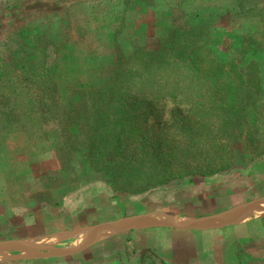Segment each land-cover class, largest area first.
Instances as JSON below:
<instances>
[{"label": "rangeland", "instance_id": "obj_1", "mask_svg": "<svg viewBox=\"0 0 264 264\" xmlns=\"http://www.w3.org/2000/svg\"><path fill=\"white\" fill-rule=\"evenodd\" d=\"M126 1L0 0V74L6 78L10 75L11 80L14 81L13 84L3 85V89L0 88V109L4 111L3 113L0 111V141L12 134L24 132L30 137L29 140H32L30 142L35 143L37 153L50 150L57 155L61 167L66 169L64 172L67 176L64 182L73 180V168L83 175L82 170L85 169L86 162L89 163L86 144L81 135L73 132L77 127L72 126V120H69V115L66 113L71 109L74 110L75 104L72 105L74 99L80 98L88 90L104 85L113 62L126 61L136 53L152 52L159 44L164 54L158 56L156 62L158 65L153 66V69L147 70L146 73L152 74L153 77V73L159 72L164 78L162 81L165 86L180 88L185 93H194L190 97H195L199 94L213 93L214 81L209 80L204 84L207 88L202 84L204 78L215 77L211 75L214 74L211 69L213 62L217 61L221 64L222 70L230 79H237L236 67L233 71H230V67L239 63L240 69L249 71L251 68L248 62L249 54L257 55L259 52V43H262L263 28L261 27L264 25V0H151L146 3L139 0ZM157 4L161 8L154 15ZM206 9H210L215 14L217 22L216 20L210 22L205 18V14L200 20L194 17V14H203ZM178 28L182 29L179 31L181 37H185V30L199 32L197 44L204 49L194 51L196 49L191 46V41L182 40L174 45V55L167 53L171 44L165 42L173 39V33ZM28 49L36 56V62L32 66L26 64L28 62L24 60L27 51L30 52ZM169 58H176L175 66L167 63ZM12 68L17 71L15 75L11 74ZM33 68L39 72L46 68L49 73L53 71V80L57 89L54 91L50 89L48 82L45 86L47 91L37 88L39 84L44 87V83L32 81ZM7 71L11 73L5 75ZM253 73L255 71L251 74ZM123 91L133 96L131 91ZM37 92L38 96L35 98ZM41 94H43L42 100L47 103L45 117H53L56 113L60 115V120L47 119L43 125L34 126L18 124L22 107L30 98L41 99ZM141 98L142 96L137 97L138 100ZM126 99L130 98L126 96ZM9 109L15 111L14 117H11L12 112H9ZM133 114L135 112L131 108L128 116L137 118ZM182 115H185V112ZM254 117L255 115L247 113L245 122L237 130L239 138L232 149L231 167L238 162L244 166L252 158L264 155V133H261L260 137L257 132L255 134V130L259 127L257 122L252 128ZM13 121L16 123L13 124ZM126 123L119 145L120 151L124 149L129 155V151L138 152L143 137L151 135L156 130L153 129V121L144 125L139 119L135 123L132 121ZM262 124L264 126V121ZM21 141L18 139L15 142L19 144ZM105 146L108 148L107 143ZM110 146H112L111 151H116L115 145ZM195 154L197 156L195 158L218 155L217 152L202 149L196 150ZM183 162L184 167L196 165L190 159ZM198 163L202 161H197V167L201 165ZM100 164L104 168L105 164L102 162ZM90 175L110 181L104 170H91ZM198 178L200 177L195 176L189 179ZM120 179L116 189L120 192L118 198L110 199L111 207L109 206L110 209L105 211L104 216L112 218L113 212L118 209L128 211L135 204L143 203L147 197V193L141 196L140 193H134L133 186L125 184L124 178L120 177ZM58 182L59 177L54 173L47 181L52 186ZM161 187L165 188L166 185ZM123 213L125 216V212ZM176 234L179 238L199 239V235L194 233ZM138 240V237L126 239V236L121 238L117 236L112 241L99 244L92 252H84L81 256L63 261L53 259L48 262L49 264H159V261L148 254L140 257L143 247L147 246L139 244ZM70 243L71 241H68L62 247H69ZM58 247L60 246L56 248ZM25 259H28V256H25Z\"/></svg>", "mask_w": 264, "mask_h": 264}, {"label": "crops", "instance_id": "obj_2", "mask_svg": "<svg viewBox=\"0 0 264 264\" xmlns=\"http://www.w3.org/2000/svg\"><path fill=\"white\" fill-rule=\"evenodd\" d=\"M160 8L158 5L153 14ZM204 14L210 22H217L210 9L194 17L200 20ZM261 28L259 52L249 54L248 61L257 69L254 74L258 72L261 85L260 103L246 110L259 116L257 121L256 118L252 121L255 125L257 122L263 125L264 121V25ZM22 133L0 141V242H26L39 254L21 249L9 251L0 255V264L63 261L92 252L99 244L117 236L138 237V243L147 246L143 247L140 257L148 254L159 264H264V155L254 156L244 166L238 162L223 172L192 180H173L165 184L170 185L167 188L159 186L140 193V196L147 193L143 203L135 204L128 211L118 209L110 218L104 213L111 207L110 199H117L120 192L109 180L92 177L90 173L94 169L86 162L83 175L73 168V180L64 182L66 169L61 167L57 155L50 150L37 153L35 143ZM18 139L22 140L20 145L15 142ZM52 173L59 177L54 186L47 183ZM145 215L184 229L159 227L149 220L138 223L132 220ZM210 217L217 218L205 221ZM111 222H120L123 230L96 229ZM176 233H194L199 239L179 238ZM96 236L99 241L75 255L44 256L48 249L62 254L87 244ZM68 241H71L67 244L69 247H62ZM57 246L60 247L57 249Z\"/></svg>", "mask_w": 264, "mask_h": 264}, {"label": "trees", "instance_id": "obj_3", "mask_svg": "<svg viewBox=\"0 0 264 264\" xmlns=\"http://www.w3.org/2000/svg\"><path fill=\"white\" fill-rule=\"evenodd\" d=\"M139 1L146 3L151 0ZM126 2L125 4H128ZM181 30L178 28L173 33V39L165 42L171 44L167 53L174 55V45L182 40L191 41V46L196 49L194 51L204 49L197 44L199 32L185 30V37H181L179 35ZM163 54L158 44L152 52L136 53L126 61L113 62L104 85L88 90L80 98L74 99L72 102V105L75 104L74 110L71 109L66 113L69 115V120H72V126L77 127L73 132L81 135L86 144L90 167L96 171L104 170L115 190L121 181L120 177L124 178L125 184L133 186L134 193H143L173 180L204 177L229 170L233 162L232 149L239 138L237 130L245 122L246 110L249 108L252 110L260 103V80L257 77L258 72L251 74L257 71L252 63L249 64L251 67L249 71L240 69V64L235 63L236 65L230 67V71L236 67L237 79H230L222 70L221 64L217 61L213 62L211 69L214 74L211 75L215 77L210 79L206 77L202 83L204 85L209 80L214 81L213 93L190 97L194 93H185L180 88L165 86L162 81L164 78L159 72L153 73V77L152 74L146 73L147 70L158 65L156 63L158 56ZM25 58L28 65L32 66L36 62V56L31 50L27 51ZM175 59L169 58L167 63L175 66L177 63ZM36 69L33 68L32 81L44 83V87L39 84L37 88L47 91L45 86L50 83V89L53 91L57 89L53 80V71L49 73L46 68L37 72ZM16 72L12 68V73L8 72L5 75L9 73L15 75ZM2 75L0 74L1 89L3 85L14 83L10 75L7 78ZM204 87L207 88L205 85ZM122 90L131 91L133 96ZM42 95L39 100L30 98L22 107L18 124L34 126L43 125L47 119L60 120V115L56 113L52 115L53 117H45L47 103L42 100ZM36 96L38 92L35 93V98ZM126 96L130 99H126ZM138 96H142L141 100L137 99ZM131 108L137 118L128 116ZM0 111L4 112L3 109ZM8 111L12 112L11 117H14L15 111L12 109ZM183 112L185 115H182ZM257 117L259 116L255 114L253 121ZM138 119L143 125L153 121V129L155 128L156 131L143 137L138 152L129 151L128 155L126 150L120 151L119 144L125 132L126 122L135 123ZM15 123L13 121V124ZM251 124L253 128L254 123ZM258 127L255 134L257 132L260 137V134L264 133V126L258 125ZM112 144L116 146V151H111ZM199 149L217 152L218 155L195 158L196 150ZM181 159L184 161L190 159L196 165L184 167L185 163ZM199 160L202 163H198L201 165L197 167ZM101 162L105 164L104 168Z\"/></svg>", "mask_w": 264, "mask_h": 264}, {"label": "water", "instance_id": "obj_4", "mask_svg": "<svg viewBox=\"0 0 264 264\" xmlns=\"http://www.w3.org/2000/svg\"><path fill=\"white\" fill-rule=\"evenodd\" d=\"M262 202H264V201H262ZM216 218L217 217H210V218L205 219V221L206 220H214ZM132 220L135 221L136 223L140 222L141 220H149L159 227L176 229V230L184 229V227H181L177 224H168V223H163L161 221H158L152 215L136 216V217H133ZM119 224H120V222H111V223H107V224L101 225L99 227H96V229L104 227V228L108 229L109 231L119 232V231L123 230L122 228L119 227ZM189 228H192V226H190ZM99 239L100 238L98 236H96L87 244L80 246L78 248H75V249L66 250L62 254L56 250L48 249L47 253L45 255L44 254L43 255L45 257H51V258H59L62 256L66 257V256L75 255V254L83 251L87 247L93 245L94 243L99 241ZM19 249L24 250L28 253L39 254V252L35 248L30 247V245L27 244L26 242L7 241V242L0 243V255H5L9 251H14V250H19Z\"/></svg>", "mask_w": 264, "mask_h": 264}]
</instances>
